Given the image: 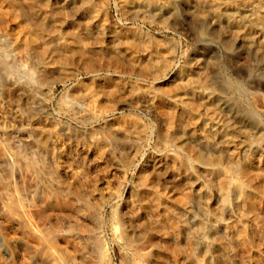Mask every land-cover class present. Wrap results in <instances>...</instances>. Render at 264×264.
<instances>
[{
    "label": "rangeland",
    "instance_id": "374dc122",
    "mask_svg": "<svg viewBox=\"0 0 264 264\" xmlns=\"http://www.w3.org/2000/svg\"><path fill=\"white\" fill-rule=\"evenodd\" d=\"M0 264H264V0H0Z\"/></svg>",
    "mask_w": 264,
    "mask_h": 264
},
{
    "label": "bare ground",
    "instance_id": "6f19581e",
    "mask_svg": "<svg viewBox=\"0 0 264 264\" xmlns=\"http://www.w3.org/2000/svg\"><path fill=\"white\" fill-rule=\"evenodd\" d=\"M94 92V91H93ZM224 101V99H222ZM229 101V100H228ZM226 108L228 109V111H230L231 113H235L237 114L238 113V109H237V106L235 104H232L231 102H227L225 101L224 102ZM241 120V119H240ZM243 124V123H242Z\"/></svg>",
    "mask_w": 264,
    "mask_h": 264
}]
</instances>
